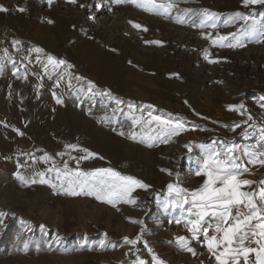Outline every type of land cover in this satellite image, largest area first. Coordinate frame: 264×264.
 I'll return each instance as SVG.
<instances>
[{
  "label": "rangeland",
  "instance_id": "obj_1",
  "mask_svg": "<svg viewBox=\"0 0 264 264\" xmlns=\"http://www.w3.org/2000/svg\"><path fill=\"white\" fill-rule=\"evenodd\" d=\"M0 5L8 9L0 12V264H154L153 256L164 264H218L203 232L193 239L186 227L195 218L191 204L172 207L177 196L167 185L199 188L206 177L195 173L203 158L211 149L225 153V146L248 168L241 179L257 183L264 173L258 160L249 162L255 151L241 124L248 108L264 109V5L177 0L167 19L116 0ZM203 9L218 14L217 28L196 26L193 13ZM237 12L254 17L255 25L252 19L233 21ZM176 15L186 22L176 23ZM230 33L242 44H212L218 35L237 44ZM153 41L160 43H146ZM36 47L44 51H31ZM48 55L67 63L45 70ZM89 82L95 85L91 92ZM241 104L244 109H228ZM152 116L184 129L169 139L156 122L133 126V117ZM81 149L97 155L80 159L86 155ZM45 154L52 159L41 160ZM65 162L83 172L112 168L149 187L135 189V204L67 195L60 187L62 181L68 186ZM53 168L62 170L61 180L48 171ZM17 172L29 181L44 173L49 182L23 184ZM256 183L242 190L252 191ZM214 225L206 218L209 236L216 234ZM178 236L189 240L196 255L180 247ZM125 237L139 239L132 245ZM256 238L245 246L258 247ZM239 264H245L243 256ZM247 264H256L254 253Z\"/></svg>",
  "mask_w": 264,
  "mask_h": 264
},
{
  "label": "snow or ice",
  "instance_id": "obj_2",
  "mask_svg": "<svg viewBox=\"0 0 264 264\" xmlns=\"http://www.w3.org/2000/svg\"><path fill=\"white\" fill-rule=\"evenodd\" d=\"M53 0H48L49 5ZM70 2L75 3L76 0H70ZM117 4L132 3L136 7L142 8L144 11L161 15L164 18H169L172 11L177 7V0H166L165 3H156V0H116ZM244 7L251 5H264V0H242ZM84 7V5H81ZM19 11L23 12L24 9L20 8ZM8 9L0 5V12H7ZM191 10H184L185 13ZM193 17H198V23L196 26L204 28L206 26L217 28L218 14L212 12L208 9L200 10L199 12L193 13ZM176 23L183 24L185 19L181 18V15H176L173 17ZM242 19L246 23L249 19L253 20V25H255L254 17H249L243 13L237 12L232 16V20ZM52 23V21H49ZM130 23H132L130 21ZM136 28H141V25L134 24ZM147 30L146 28L144 29ZM255 33V27L253 26V34ZM203 35V34H202ZM234 40L238 41L236 33L229 34ZM207 38H211L210 36ZM228 41V36L218 35L211 42L213 45L219 47H236L242 42L238 41L237 44L225 43ZM19 44V41L14 42ZM146 43H160L159 41L146 42ZM31 51L36 53H42L44 50L36 47ZM5 55H7V50L5 49ZM10 59V57H9ZM39 60V57H37ZM48 64L45 66L47 70L48 65L53 69L60 68L66 65V61L62 59H57L52 55L47 56ZM218 61H210V63H215ZM71 67V65H67ZM3 68L0 67V72ZM18 71V70H17ZM15 74V73H14ZM77 79H82L77 77ZM95 87L92 82H89V91ZM55 96V93L53 94ZM57 103H62L60 99H57ZM120 101L117 100V104ZM148 107H152L149 105ZM229 110H241L244 109V105L228 106ZM151 116V114H150ZM251 120V116L248 117ZM156 122L162 127V132L166 133L167 138H171L174 135L179 134L180 131L184 129L182 123H173L171 120H164L159 116H152L147 121L142 118L137 119L133 117V126L137 124L144 123L145 126L151 125ZM247 123V121H245ZM240 125H234L233 130ZM22 135V133H21ZM120 135H124L123 132ZM130 138L135 140L136 134L130 133ZM247 135V132H245ZM164 142H167L165 139ZM217 142H213L216 144ZM222 143V142H221ZM151 146V145H149ZM67 148L77 149V145H66ZM257 147L262 150L259 153H251L252 159L250 163H256L257 159L264 157V127L260 129V136L257 142ZM86 155L80 157V159L87 160L90 157H95L97 154L90 152L87 149H81ZM234 149L230 146H225V153L221 154L215 149H211L207 152L206 156L203 158L199 170L196 171V176L203 175L206 177L202 185L195 189L189 191L188 189L181 188L177 185L169 183L167 185L168 192L175 193L177 200L172 204V207L184 208L185 204H191L188 212L194 219L186 220V227L188 231L192 234L193 239H198L201 232L204 235V242L207 245V249L215 257L218 264H239L240 257L243 256L245 264H247L248 257L250 254H255L256 264H264V181L260 182V187L258 189H253L252 191H243L242 188L245 186L253 185L254 181L248 179H241L243 172H247L248 168L237 162V159L233 155ZM58 155H64V153H58ZM221 155L224 156L221 159ZM102 158V157H101ZM41 160L48 161L52 157L45 154L40 158ZM261 165H264V159H258ZM79 161H77V164ZM48 171H55L57 180H61V169H49ZM162 171H167L162 169ZM41 179L39 181L32 179L27 180L19 172L15 174L16 178L20 180L23 184L28 183H48L44 179V173L38 174ZM171 175V172H169ZM63 177L66 179L67 188L63 186V181L60 185L61 190L71 196L78 195H95L97 200L106 202L108 204L115 205L116 202L122 201L128 204H135L136 200L132 197V193L136 188L147 189L149 185L143 183L142 181L128 175H122L120 172L113 170L112 168H98L93 171L83 172L77 167L75 170L69 169L67 163L65 162L63 168ZM56 188V184L51 185ZM246 209V211H242ZM211 219L215 221L214 231L216 234L209 236V228L205 227V221ZM132 223H142L141 221L132 220ZM176 223H181L180 219L176 220ZM258 237L254 240V243L258 247H247L245 242ZM126 243L135 245L138 239L124 238ZM177 241L181 248L196 255L195 250L189 246V240L184 236H178ZM147 247V244H145ZM151 251V249H149ZM154 264H164L163 261L159 260L157 257L153 256ZM138 264H146L144 260H139Z\"/></svg>",
  "mask_w": 264,
  "mask_h": 264
},
{
  "label": "built area",
  "instance_id": "obj_3",
  "mask_svg": "<svg viewBox=\"0 0 264 264\" xmlns=\"http://www.w3.org/2000/svg\"><path fill=\"white\" fill-rule=\"evenodd\" d=\"M249 116H251V120L248 119ZM245 121H247V123H245ZM241 124L245 138L252 140V149L256 153H259L262 149L257 147V142L260 136V129L264 127V109L258 107L248 108L242 117ZM245 132H247V135H245ZM258 159H264V157ZM261 181H264V173L257 180L256 189L260 187Z\"/></svg>",
  "mask_w": 264,
  "mask_h": 264
}]
</instances>
